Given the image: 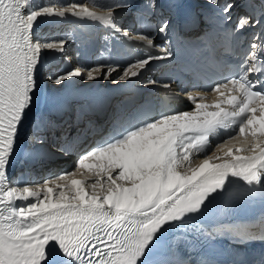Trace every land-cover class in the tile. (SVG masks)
I'll return each instance as SVG.
<instances>
[{
	"label": "snow or ice",
	"instance_id": "1",
	"mask_svg": "<svg viewBox=\"0 0 264 264\" xmlns=\"http://www.w3.org/2000/svg\"><path fill=\"white\" fill-rule=\"evenodd\" d=\"M209 2L217 5L219 15L206 23L217 28L221 22L231 23L237 7L233 0ZM241 6L245 12L237 17L232 33L238 39L251 30V37L236 75L204 92L186 93L192 110L161 113L114 129L107 140L78 156L74 171L28 186L14 185L8 168L34 107L42 50L62 54L66 43L41 40L37 22L69 17L102 22L162 53L122 70L112 66L102 71L98 65L49 75L56 85L74 77L128 81L141 76L152 61L173 59L167 39L157 45L151 35L156 31L167 38L170 22L161 19L152 28L156 0H145L137 9V21L148 29L141 32L116 23L117 10L136 7L131 0H113L106 6L96 0H0V264H147L165 232L203 215L233 180L247 185L246 193L264 195V0H244ZM211 93L217 94V102L204 103L203 97ZM47 125L53 132L58 127L52 120ZM221 130L226 137L218 140L217 148L237 138L242 146L224 151L230 160L213 163L207 155L210 138H219ZM194 153L204 158L191 167ZM237 238L244 242L254 237L241 233ZM255 264H264V256Z\"/></svg>",
	"mask_w": 264,
	"mask_h": 264
},
{
	"label": "bare ground",
	"instance_id": "2",
	"mask_svg": "<svg viewBox=\"0 0 264 264\" xmlns=\"http://www.w3.org/2000/svg\"><path fill=\"white\" fill-rule=\"evenodd\" d=\"M36 2V0H35ZM47 2V1H45ZM83 2L87 3L86 0H83ZM38 3V2H36ZM125 9H122V12L127 16H121V21L123 23H125V19H133L136 11H129V12H124ZM122 23V24H123ZM45 22H44V19L40 20L37 22V26H36V34L37 36L42 40L43 38V28H42V25H44ZM120 44H122L120 42ZM128 59L126 56L122 57L121 59V63H124V62H127ZM43 50H42V60H41V65H40V70H39V74H38V91L35 93V98H34V107L32 109V112L29 114V118L28 120L23 124V127L21 129V135H20V138L17 142V145H16V148H15V152H14V155L11 159V163H10V166L8 168V175H9V178L11 180V177L13 176L14 174V171H16V169L18 168V166L21 164V157L24 153V151L26 149H29L30 148V145L31 143L29 141H27V137L28 135L30 134L31 132V125H32V122L34 121V119H36L37 117V114L39 113V110H42L44 108V105H45V100H47V97L48 96H52L55 94V91H53L52 89H56V86L57 87H64L66 88V86H69V89H73V82H74V78H71L67 81H64L62 82L60 85H56L54 83L53 80H50L48 78H46L48 76V73H50V69L49 70H46V66L47 65H44L43 63ZM131 62V61H130ZM132 63V62H131ZM112 66H117V65H111L110 67ZM120 70H122L123 68L122 67H119ZM52 70V68H51ZM68 71H63L62 73H57L53 76V77H56L58 75H62L64 73H66ZM111 75L113 77H115L117 75V72H112ZM82 80V79H81ZM80 80V81H81ZM51 81V84L49 83ZM86 80L83 79L81 81V83H84ZM124 82V81H122ZM47 83L50 84L48 85L47 87ZM139 82H137L136 85H138ZM127 86H125L126 88ZM129 93H125L124 95H119V97H122V96H126L128 95ZM194 106L190 103H187L186 106H185V109L184 111H190L192 110ZM239 146H242V143L241 142H238ZM233 147V146H231ZM229 148V147H225V148H221V149H217L215 152H212L210 154V156L213 157V161L214 162H218V161H221L220 160H217L215 159V157L219 156L221 157V155L224 154V151ZM204 158V156L201 154V155H197V154H193V157H192V162H191V167H196L200 162L201 160ZM19 161V162H18ZM41 165V164H40ZM74 169H72V171H74ZM187 168L186 167H182L181 168V171H186ZM72 171H67V172H72ZM66 173V172H65ZM78 178H84V177H80L78 175ZM90 182V181H89ZM35 183H33L32 185H34ZM222 195H220L217 199L213 200L212 203L208 204L207 206V209L206 210H218L220 211L221 209H224L227 207L228 205V202L226 199H222L221 198Z\"/></svg>",
	"mask_w": 264,
	"mask_h": 264
},
{
	"label": "rangeland",
	"instance_id": "3",
	"mask_svg": "<svg viewBox=\"0 0 264 264\" xmlns=\"http://www.w3.org/2000/svg\"><path fill=\"white\" fill-rule=\"evenodd\" d=\"M45 1H47V0H36V2H38V3H44ZM50 83V82H49ZM51 84V83H50ZM50 84H48L47 83V87H48V85H50ZM35 120V119H34ZM32 145H30V147H31ZM19 162V161H18ZM17 170V169H16ZM14 173H15V171H14Z\"/></svg>",
	"mask_w": 264,
	"mask_h": 264
}]
</instances>
